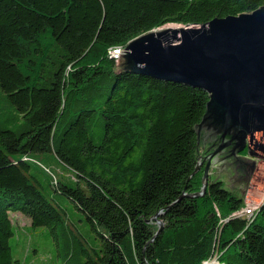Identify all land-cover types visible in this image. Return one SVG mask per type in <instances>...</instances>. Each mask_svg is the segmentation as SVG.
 Returning <instances> with one entry per match:
<instances>
[{"label":"trees","instance_id":"16d2710c","mask_svg":"<svg viewBox=\"0 0 264 264\" xmlns=\"http://www.w3.org/2000/svg\"><path fill=\"white\" fill-rule=\"evenodd\" d=\"M263 5L0 0V264L15 262L12 212L47 228L65 264H264V200L248 218L222 180L194 195L209 94L120 71L110 54L168 24Z\"/></svg>","mask_w":264,"mask_h":264},{"label":"water","instance_id":"95a60500","mask_svg":"<svg viewBox=\"0 0 264 264\" xmlns=\"http://www.w3.org/2000/svg\"><path fill=\"white\" fill-rule=\"evenodd\" d=\"M116 60L120 71L199 87L209 94L196 126L208 152L195 170L205 163L202 191L194 195L205 193L216 162L223 163L215 165L211 181L222 180L225 188L244 195L257 162L264 160V5L206 23L153 29L123 45ZM158 224L156 234L163 227L161 220Z\"/></svg>","mask_w":264,"mask_h":264},{"label":"rangeland","instance_id":"374dc122","mask_svg":"<svg viewBox=\"0 0 264 264\" xmlns=\"http://www.w3.org/2000/svg\"><path fill=\"white\" fill-rule=\"evenodd\" d=\"M179 25L181 24H168L165 25V27H176ZM221 163L223 162H216L212 165L209 181H211V174L215 165L217 166ZM59 172L61 173L60 170ZM63 174H65L66 177H70V174H66V172H63ZM263 194L264 160H259L252 179L247 184L243 195L245 205H247L248 202L260 198ZM66 206L70 216H75L76 211L73 204L71 202H66ZM216 209L218 210L217 207ZM10 216L16 230L11 240L15 260L13 264H65L59 254V240L55 239L47 228L32 227L30 218L19 212H12ZM220 219L224 220L222 216Z\"/></svg>","mask_w":264,"mask_h":264},{"label":"built area","instance_id":"2783aa9c","mask_svg":"<svg viewBox=\"0 0 264 264\" xmlns=\"http://www.w3.org/2000/svg\"><path fill=\"white\" fill-rule=\"evenodd\" d=\"M121 53H122V49H119L118 51H110L111 56L116 59L120 56ZM256 202H257V199L251 202H248L247 205L233 212V215L243 216V217L251 216V213H253V206L255 205Z\"/></svg>","mask_w":264,"mask_h":264},{"label":"bare ground","instance_id":"6f19581e","mask_svg":"<svg viewBox=\"0 0 264 264\" xmlns=\"http://www.w3.org/2000/svg\"><path fill=\"white\" fill-rule=\"evenodd\" d=\"M119 49H122V46L114 47L113 49H111V51H118ZM263 200H264V194L260 196V199H257V202L253 206V213H251V216H248V218H251L257 212V210L260 209Z\"/></svg>","mask_w":264,"mask_h":264}]
</instances>
